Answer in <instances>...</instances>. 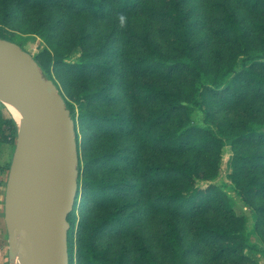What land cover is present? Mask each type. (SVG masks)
<instances>
[{
  "label": "rangeland",
  "instance_id": "rangeland-1",
  "mask_svg": "<svg viewBox=\"0 0 264 264\" xmlns=\"http://www.w3.org/2000/svg\"><path fill=\"white\" fill-rule=\"evenodd\" d=\"M138 2V7L131 12L122 14L113 11L104 19L85 12L66 11L62 7L43 11L23 9L15 13L9 23H1L0 15V34L19 41L33 56L48 48L52 52L63 51L67 61H75L83 48H96L106 41L114 42L117 47V52L108 58V62L115 64L116 68V62L124 64L125 67L117 76L99 71L90 74L85 81L79 75L74 76L59 67L49 74V78L59 84V91L64 98L73 105L81 160L84 162L91 157L101 158L90 167L91 176L120 184V189L110 195L114 196L115 206L124 209L123 221L120 226L109 227L101 232L97 237V245L111 260L124 250V264H137L138 246L143 242L159 262L170 264V256L165 247L166 233L169 225L176 223L183 245L188 249L187 264H264V256L259 253H248L250 256L245 259V249L244 256L232 254L217 259L214 256V242L199 236L201 223L204 222L210 226L233 227L243 231L248 229L253 230L250 236L252 242L264 248V193L242 197L234 189L236 180L245 185L252 176L256 177L258 183L264 184V161L258 165L235 161L237 150L260 151L264 154V143H241L236 146L226 144L220 154L217 148L197 145L182 150H169L155 139L159 131L169 128V124L158 126L152 132L146 131L144 122L153 113L156 102L147 101L134 91L133 83L156 82L174 90L184 89L187 80L185 77L167 79L155 73H139L127 69L129 67L126 63L142 52L137 36L147 34L161 50L171 51L163 30L166 23L153 11L164 8L165 1ZM222 3L242 21L252 43H258L263 33L257 24L264 19V14L242 0H183V7L189 11L192 22V38L202 43L200 56L203 61L213 59L217 51L228 57L234 49L230 37L220 31ZM86 87L91 90L101 88L106 96L91 97ZM206 105L208 114L195 109L193 117L201 124L212 123L220 131L237 129L245 117V107L248 105L257 108L259 118L264 119V100L256 98L251 92L239 100L207 97ZM83 110L109 116L119 113L126 117V121L121 129L115 124L101 128L82 121L80 113ZM9 116L15 118L7 104L0 100V132L4 119ZM15 147L13 141L0 140V264L12 263L5 213L7 181ZM115 152L121 157L116 156L115 160H110L107 154ZM169 160L196 162L203 177L200 183L214 184L224 191L233 213L220 206L223 197L219 194L213 197L204 212L193 217L175 216L164 205L157 204L154 200L156 194L168 191L178 183H148L143 176L144 168L148 163ZM236 164L239 168L235 167ZM106 205V202L84 199L79 195L73 226L75 257L83 226L93 225L101 216L110 212L112 207Z\"/></svg>",
  "mask_w": 264,
  "mask_h": 264
},
{
  "label": "trees",
  "instance_id": "trees-1",
  "mask_svg": "<svg viewBox=\"0 0 264 264\" xmlns=\"http://www.w3.org/2000/svg\"><path fill=\"white\" fill-rule=\"evenodd\" d=\"M165 7L153 10L154 14L165 21L164 34L166 35L171 51H163L147 35L137 36L142 52L126 63L129 70L139 73H155L165 78L185 77L187 80L184 89H169L156 82L135 81L132 89L138 92L147 101L156 102L153 110L145 122L146 131L152 132L154 128L169 124V128L159 131L155 135L169 150H182L189 146L213 147L219 154L226 144L238 145L241 143H264V119L259 118V111L252 105L245 107V117L241 119L237 129L222 131L215 129L212 123L201 124L196 122L193 113L195 109L209 113L206 105L207 97L216 96L221 99L239 100L247 92L264 100V19L258 22V27L263 33L258 43H252L248 30L235 12L223 5L220 31L230 37L234 49L228 57L219 51L214 58L203 61L200 56L202 43L192 38V22L187 9L183 7V0H164ZM253 9L264 14V0H242ZM138 0H0L1 23H9L15 13L23 9H36L43 11L47 8L62 7L66 11L85 12L96 18H107L113 11L127 14L138 7ZM1 37L13 40L7 36ZM81 45L83 39L80 40ZM117 52L114 42L106 41L96 48H83L81 55L75 61H67L63 51H51L48 48L34 56L39 63L43 74H49L56 67L68 70L69 73L89 79L94 72H106L117 76L125 67L116 62L112 65L108 58ZM242 61L240 62V60ZM56 82V81H55ZM59 90L60 86L56 82ZM91 97L106 96L104 90H94L86 87ZM67 107L75 120L78 148L80 142L78 126L73 114V105L66 99ZM206 105V106H205ZM84 122H91L101 128L115 124L120 129L126 117L119 113L102 115L88 110L80 113ZM0 132V140L16 144L18 135V122L9 116L4 119ZM109 155V156H108ZM80 156V151H79ZM106 156V155H105ZM118 153L107 154L110 160H115ZM126 159L128 156H125ZM101 158L91 157L84 160L79 158V188L74 209L69 216L71 227L68 234L70 264H124L125 251H121L114 259H109L105 252L97 245L98 235L109 227H118L124 218V209L115 206L114 196L110 193L120 189L119 183H108L98 178H93L89 172L91 166ZM235 161H242L245 165H258L264 161V154L260 151L235 152ZM235 167L239 168L236 164ZM2 169V168H1ZM148 183L168 184L178 183L168 191L156 194L155 202L164 205L173 215L193 217L206 210L208 203L217 194L223 197L220 206L229 213L233 208L226 193L214 184H202V174L196 162L148 163L143 172ZM252 176L247 184L242 185L239 180L234 184L235 191L242 197L249 194L264 193V184L258 183ZM127 185H130L129 183ZM132 187H135L133 185ZM84 199L106 202L111 211L100 217L93 225H84L83 232L78 242L77 254L74 256L73 230L75 210L79 195ZM256 214V211H254ZM234 214H232L233 216ZM253 230H241L233 227L210 226L201 223L199 236L207 241L214 242V256L219 259L227 255L240 254L245 259L249 254L264 256V248L252 242L250 236ZM165 247L170 256V264H187V247L183 245L182 235L176 223H171L166 233ZM247 251V252H246ZM249 253V254H248ZM137 264H162L143 242L139 243Z\"/></svg>",
  "mask_w": 264,
  "mask_h": 264
},
{
  "label": "water",
  "instance_id": "water-1",
  "mask_svg": "<svg viewBox=\"0 0 264 264\" xmlns=\"http://www.w3.org/2000/svg\"><path fill=\"white\" fill-rule=\"evenodd\" d=\"M0 100L21 114L6 194L11 260L70 264L69 216L80 174L75 120L55 80L43 74L35 57L1 36Z\"/></svg>",
  "mask_w": 264,
  "mask_h": 264
},
{
  "label": "bare ground",
  "instance_id": "bare-ground-1",
  "mask_svg": "<svg viewBox=\"0 0 264 264\" xmlns=\"http://www.w3.org/2000/svg\"><path fill=\"white\" fill-rule=\"evenodd\" d=\"M7 106L9 107V109L11 110V112L13 113V115L15 116L16 120L19 121L21 118V114L19 112V110L9 101L7 100H3ZM10 210V208H9ZM12 264H19V260L18 258L15 256L12 258Z\"/></svg>",
  "mask_w": 264,
  "mask_h": 264
}]
</instances>
